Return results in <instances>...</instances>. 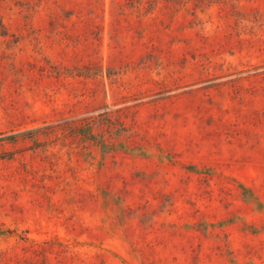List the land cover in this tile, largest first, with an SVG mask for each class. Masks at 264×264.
<instances>
[{"label": "rangeland", "instance_id": "obj_1", "mask_svg": "<svg viewBox=\"0 0 264 264\" xmlns=\"http://www.w3.org/2000/svg\"><path fill=\"white\" fill-rule=\"evenodd\" d=\"M0 264H264V0H0Z\"/></svg>", "mask_w": 264, "mask_h": 264}]
</instances>
